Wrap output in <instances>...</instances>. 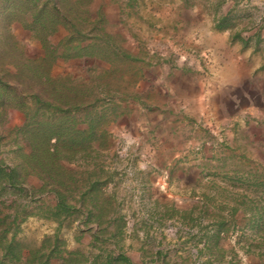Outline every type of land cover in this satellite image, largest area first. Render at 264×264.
I'll return each instance as SVG.
<instances>
[{
    "label": "rangeland",
    "instance_id": "374dc122",
    "mask_svg": "<svg viewBox=\"0 0 264 264\" xmlns=\"http://www.w3.org/2000/svg\"><path fill=\"white\" fill-rule=\"evenodd\" d=\"M135 1L141 5L146 4V10L152 5L151 10L159 8L164 11V23L159 27L161 31L171 30L174 19L187 22L188 28L191 26L197 29L210 28L214 25L213 17L214 20L218 19L230 10L225 20V28L217 29L213 26L214 30L239 33L248 30L254 20L264 15V0ZM197 9L198 16H192V11ZM65 10H68V7ZM80 10L83 16H87L86 5H81ZM69 13V17H75L74 12ZM147 19L149 17L146 13V21ZM145 26L147 32L151 26L147 22ZM105 28L110 32L108 24ZM59 30L52 38L56 43L68 34L63 27ZM8 33L20 43L26 56L31 58L42 56L39 43L29 37L14 34L11 29ZM5 35L0 27V52H3L5 47L3 42ZM178 36L182 37L178 41L168 39L162 42L171 60L186 65L195 57L202 66H205V62L201 60L205 57H197L194 51H187V57L180 56V51H173L178 48L179 41L191 43V40L187 39L188 34L179 33ZM237 41L240 42L238 39L235 42ZM118 43L120 44V40L116 38L113 46H117ZM246 45L247 48L255 50L254 41L247 42ZM111 49L112 47L109 52ZM110 58L113 60L111 66L94 59H73L74 61L60 59L51 70V75L56 78L67 75L69 77L67 86L83 84L82 86L86 87L85 94L90 93L89 90L95 91L93 92L95 98L99 100L97 109L104 116L98 127L101 130H108L113 125L117 111L109 101L111 94L117 92L120 97L127 99L134 93L132 85L140 76L138 62L127 58L121 59L119 55L111 54ZM0 63L3 64V60ZM8 66L11 67L9 64ZM190 66L193 67V63ZM92 97L85 98L91 100ZM178 114L173 111L170 117L175 118ZM24 123L25 117L18 111L6 108L0 112V132L3 134L0 157L9 165L20 161L18 153L15 152L16 144L24 145L27 153L30 151L23 137L15 131ZM173 132V135L166 136L168 143L180 145L189 141L191 137L188 136L187 140L178 130ZM160 138L153 134L144 135L139 137L137 144L138 141L134 142L133 137L110 135L109 149L98 147L95 143L92 146L98 151L90 153L81 165L65 163L68 168L79 172L76 175L77 185L75 184L79 189L72 187L65 192L67 203L76 206L78 212H73L65 219L62 216L51 217L48 210L56 204V195L35 194L24 213L28 217L20 226L18 236L21 242L34 249L40 248V254L45 255L43 258L48 256L50 264H65L66 260L75 258L81 260L82 264L96 262L103 264L107 254L112 258L121 254L133 264H238V257L241 263L246 264L245 260H242L243 257L246 259V255L264 251V243L259 239L264 237V160L258 158L251 143L244 140L242 143L236 142L233 144V147L237 148L234 150L235 158L230 156L221 162L210 163L204 174L205 178L210 177V180L198 185L199 192L206 198L204 204L199 205L191 201L188 190L181 191L178 183H174L177 169L171 162L167 163L171 151L165 152L166 158L161 161L163 166L159 168L153 166L157 158L150 149L155 143L160 145ZM258 138L263 140L262 136ZM227 153L232 155L231 152ZM157 169L161 170L158 172ZM92 171L97 174L92 177V181L98 179L100 185L81 196L88 189L84 186L87 181L86 173ZM157 175H166L165 184L159 185L156 182ZM37 183V179L33 177L28 179V185L37 186ZM170 194L171 198H167L166 195ZM5 202L8 204L11 199H6ZM256 204L263 212L262 215H255ZM96 207L102 209L100 224L92 217L98 214ZM234 207L244 213L231 215ZM88 218L90 219L87 220ZM224 218L229 219L228 232L221 233L220 238L214 237L213 233L207 230L209 223L215 221L225 223ZM232 221L234 224L236 222L245 226L233 227ZM120 229L121 234L118 232ZM55 236L56 253L51 252ZM261 243L262 247L258 248ZM245 246H248L249 252H246ZM38 256L40 258V255ZM111 264L128 263L112 260Z\"/></svg>",
    "mask_w": 264,
    "mask_h": 264
},
{
    "label": "crops",
    "instance_id": "0c3cea01",
    "mask_svg": "<svg viewBox=\"0 0 264 264\" xmlns=\"http://www.w3.org/2000/svg\"><path fill=\"white\" fill-rule=\"evenodd\" d=\"M86 6L93 16L99 15L102 19L101 26L111 36L112 43L116 38L120 40V44L112 46L111 52L138 62L140 68L130 97L123 99L117 92L113 93L111 103L117 111L113 125L107 130L112 137H133L137 144L144 135L161 137L160 145L155 143L149 148L157 158L153 166H163L165 152L171 151L167 163L171 162L177 169L174 183H178L181 191L188 190L191 201L199 205L206 200L198 185L210 180L204 175L208 166L230 156L235 158L234 143L249 141L258 158L264 160V15L254 20L248 30L239 33L216 32L214 27L219 18L214 20V17V27L188 28L187 22L174 19L171 30L161 31L164 11L151 10L152 5L146 10V4L135 0H88ZM198 12V9L192 11V16H198ZM146 22L151 26L147 32ZM107 24L110 32L105 28ZM9 29L18 36L31 38L30 32L18 22H13ZM179 33L188 34L191 43L179 41L181 44L173 51H180L183 57L188 56L187 51H194L197 57H205L201 59L205 66L193 56L186 65L171 60L162 42L178 41L182 38ZM237 39L241 43L235 42ZM250 41H254L255 50L247 48L246 43ZM173 111L179 113L175 118L170 117ZM176 130L187 140L191 136L189 141L180 145L168 143L166 136ZM155 179L159 185L165 184L166 175H157ZM166 196L171 198V194ZM255 210L256 216L263 214L257 204ZM242 212L234 207L230 214L241 215ZM224 220L226 224L224 221L209 223L207 230L220 238L221 233L228 232L229 219ZM231 223L233 227L245 226ZM259 239L264 243V237ZM257 247L261 248L262 243ZM245 249L249 252L248 246ZM263 253L257 251L242 260L246 264H254V260L255 264H262ZM238 264H243L239 257Z\"/></svg>",
    "mask_w": 264,
    "mask_h": 264
},
{
    "label": "trees",
    "instance_id": "16d2710c",
    "mask_svg": "<svg viewBox=\"0 0 264 264\" xmlns=\"http://www.w3.org/2000/svg\"><path fill=\"white\" fill-rule=\"evenodd\" d=\"M87 2L0 0V27L6 33L3 40L5 47L0 52V59L4 62L0 63V112L8 108L24 115V125L15 131L23 137L30 150L27 153L24 145L16 144L15 152L20 161L14 165L5 163L0 157V264H50L48 256L43 258L45 255L40 254V248H31L18 236L21 223L28 217L24 215L25 210L35 194L52 193L56 195L57 202L48 210L51 213L49 216L65 219L78 212L76 206L67 203L65 192L72 187L78 188L75 184L79 172L68 168L65 163L81 165L90 153L98 151L92 146L95 143L98 147H110V134L98 128L104 116L97 109L99 100L95 98V91L89 90L90 93L85 94L83 84L66 85L69 81L67 75L57 78L51 75L53 66L60 59H94L111 66L113 60L110 55L118 56L109 52L113 46L112 38L102 28L99 15L93 16L88 8L87 16L82 15L81 5ZM66 7L68 10H65ZM70 11L75 13L74 18L69 17ZM229 12L219 17L217 29L225 28ZM13 22L20 23L30 32L31 39L39 43L42 56H26L20 43L8 33ZM60 27L68 34L56 43L52 38ZM124 58L128 57L121 56V59ZM86 96L93 97L90 100ZM2 139L0 132V142ZM86 174L84 186L88 189L81 196L100 185L98 179L92 181V177L97 176L95 171ZM30 177L37 179V186L28 185ZM6 199H11V202L7 204ZM96 209L98 214L91 216L100 224L102 209ZM49 216L42 217L51 218ZM118 232L122 233V230ZM56 239L55 236L51 251L55 253ZM112 260L133 264L121 254L116 258L107 254L103 264H111ZM65 262L82 264L76 258Z\"/></svg>",
    "mask_w": 264,
    "mask_h": 264
}]
</instances>
